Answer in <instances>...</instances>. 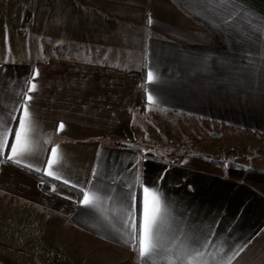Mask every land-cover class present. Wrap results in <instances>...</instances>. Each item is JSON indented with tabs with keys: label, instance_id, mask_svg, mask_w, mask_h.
<instances>
[{
	"label": "crops",
	"instance_id": "obj_1",
	"mask_svg": "<svg viewBox=\"0 0 264 264\" xmlns=\"http://www.w3.org/2000/svg\"><path fill=\"white\" fill-rule=\"evenodd\" d=\"M143 73L156 103L141 115ZM25 93L31 151L19 164L0 153V264H139L125 225L131 211L139 226L144 187L166 239L210 241L208 264H264V172L124 146L158 110L240 128L248 115L264 135V0H0L8 144Z\"/></svg>",
	"mask_w": 264,
	"mask_h": 264
},
{
	"label": "rangeland",
	"instance_id": "obj_2",
	"mask_svg": "<svg viewBox=\"0 0 264 264\" xmlns=\"http://www.w3.org/2000/svg\"><path fill=\"white\" fill-rule=\"evenodd\" d=\"M138 122L135 143L126 144L145 156L167 161L196 156L264 172V135L254 132V123L248 115L243 117L241 128L214 125L160 110L140 116ZM36 264L45 261L36 257Z\"/></svg>",
	"mask_w": 264,
	"mask_h": 264
},
{
	"label": "snow or ice",
	"instance_id": "obj_3",
	"mask_svg": "<svg viewBox=\"0 0 264 264\" xmlns=\"http://www.w3.org/2000/svg\"><path fill=\"white\" fill-rule=\"evenodd\" d=\"M147 79L152 82L154 74L148 72ZM35 88L36 85L32 84L28 91H33ZM24 95L26 100H23L20 105L23 115L19 120V129L13 133L14 143L11 144L10 154L8 155V159L14 160L17 164L20 163L19 157L31 151V142L28 135L30 131V112L27 107V100H30L31 97L27 96V93ZM147 102L149 104L156 103L152 95L147 96ZM59 128L62 129L63 124H60ZM8 135L9 130L5 127L4 121L0 119V153L9 148ZM50 151L51 159L47 161L49 171L46 174L55 176L54 171L51 169L59 158L58 151L56 148ZM56 178L59 177L56 176ZM97 199L94 194L84 192L81 203L87 207H93ZM131 216L132 213L129 211L130 222L125 227L129 229L128 242L133 250L137 252L139 264H156L157 258L161 257L165 264H208L207 261L202 259L204 253L201 248L206 249L210 241L205 240L201 243V247H195L191 243V237L184 236L182 232L180 236H184L183 240L174 232L171 233L169 239L165 238L166 210L162 209L161 197L156 189L143 188L142 215L139 226L134 220H131ZM133 241L134 243H132ZM230 259L221 262V264H230Z\"/></svg>",
	"mask_w": 264,
	"mask_h": 264
},
{
	"label": "trees",
	"instance_id": "obj_4",
	"mask_svg": "<svg viewBox=\"0 0 264 264\" xmlns=\"http://www.w3.org/2000/svg\"><path fill=\"white\" fill-rule=\"evenodd\" d=\"M145 85H146V75L145 73H143V76H142V92H141V105H140V110H139V113L141 115H144L147 113L148 109H149V105L147 103V100H146V92H145ZM15 130V129H14ZM14 133V132H13ZM13 142V135L11 137V141H10V144H9V148L7 149V153H9L10 151V146ZM147 158H153V159H156V160H162V159H159V158H155V157H149V156H146ZM216 165L218 166H224V164L222 162H217L215 163ZM234 168L236 169H242L241 167L239 166H233Z\"/></svg>",
	"mask_w": 264,
	"mask_h": 264
},
{
	"label": "water",
	"instance_id": "obj_5",
	"mask_svg": "<svg viewBox=\"0 0 264 264\" xmlns=\"http://www.w3.org/2000/svg\"><path fill=\"white\" fill-rule=\"evenodd\" d=\"M124 146L128 147V148H132L133 147V145H131V144H124Z\"/></svg>",
	"mask_w": 264,
	"mask_h": 264
}]
</instances>
